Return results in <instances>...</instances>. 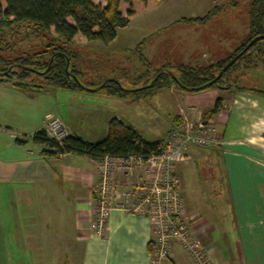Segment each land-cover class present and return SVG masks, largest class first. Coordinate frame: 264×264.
I'll use <instances>...</instances> for the list:
<instances>
[{
    "label": "crops",
    "instance_id": "obj_1",
    "mask_svg": "<svg viewBox=\"0 0 264 264\" xmlns=\"http://www.w3.org/2000/svg\"><path fill=\"white\" fill-rule=\"evenodd\" d=\"M125 46L117 32L106 47L125 54ZM135 50L139 54L140 47ZM149 71L147 68L143 74ZM240 75L242 91L190 93L171 86L142 98L158 95L159 103L169 99L173 104L170 126L154 140L164 139L175 119H203V113L221 100L218 112L209 120L222 145L215 150L190 148L186 160L174 171L188 226L210 264H264V99L250 91L264 92V61L243 69ZM0 89L14 90L5 80L0 81ZM122 100L140 102L130 97L118 101ZM95 113L89 110L81 121L97 125L102 120ZM58 116L45 115L40 130ZM113 119L135 129L132 123ZM61 122L75 135L73 123ZM4 129L0 127V132L8 140L1 147L9 153L0 157V184L7 200L8 223L0 225V248H6L0 252V264H154L148 249L149 243L153 247V231L147 218L113 210L105 235L97 237L92 232L96 162L84 156L44 157L41 148L31 143V136L19 139ZM163 264L193 262L171 241L169 259Z\"/></svg>",
    "mask_w": 264,
    "mask_h": 264
},
{
    "label": "rangeland",
    "instance_id": "obj_2",
    "mask_svg": "<svg viewBox=\"0 0 264 264\" xmlns=\"http://www.w3.org/2000/svg\"><path fill=\"white\" fill-rule=\"evenodd\" d=\"M93 2L104 6L103 0ZM249 3L250 0H161L156 3L148 1L144 5L136 3L139 13L129 19L125 28L118 30L119 38H124L125 47H128L127 53L116 52V47H104L99 42L83 45L85 41L80 36L74 39L81 81L97 85L104 77H111L112 80L120 81L124 90H133L144 87V78L162 66L171 68V72L177 74L180 66L216 63L230 55L246 37ZM213 7H219V11L206 23L187 21L203 18ZM127 8V4L122 1L119 9L123 15ZM140 42L138 54L135 48ZM46 44L47 41L25 30L13 33L5 28L0 29V58L9 62L22 56H34ZM147 68L150 71L143 74ZM243 69H238L237 74ZM256 73L258 75L259 70ZM35 83L41 84L38 81ZM41 86L38 92L33 93L17 89L10 93L12 89H0L2 129L8 128L17 138L28 140L29 136L41 129L45 115H59V118L53 119L70 121L76 136L94 143L106 136L108 123L115 117L132 123L142 139L153 141L161 138L173 118V104L169 99L159 103L158 95L146 100L141 97L140 102L122 100V103L100 92L73 93L44 84ZM84 97L87 98L85 101ZM89 110H94L97 118L102 120L95 126L81 121L84 118L81 115L87 114ZM7 137L6 133L0 132V157L9 153L1 147L8 140ZM6 201L3 184H0V225L8 223ZM2 234L0 230V238ZM4 249L0 248V252Z\"/></svg>",
    "mask_w": 264,
    "mask_h": 264
},
{
    "label": "trees",
    "instance_id": "obj_3",
    "mask_svg": "<svg viewBox=\"0 0 264 264\" xmlns=\"http://www.w3.org/2000/svg\"><path fill=\"white\" fill-rule=\"evenodd\" d=\"M128 6L125 15L120 12L121 2ZM160 0H151L156 3ZM104 6L94 4L93 0H0V29L17 33L25 30L42 41H47L42 51L34 56H22L12 61L0 58V81L11 82L14 89L25 92H38L41 84L52 86L69 92H90L87 89L103 87L96 93L124 99L133 97L138 100L152 95L161 89L171 86L184 92H199L200 88L212 82L222 68L237 56L250 42L256 39L247 51L232 63L221 77L212 83L208 89L228 91L230 89L244 90L240 86L238 69L256 66L258 60L264 61V0H250L247 35L240 45L226 58L208 65L180 66L177 74L169 67H160L150 74L144 87L130 93L124 91L121 82L102 81L97 85L83 83L81 70L77 65L78 54L75 51L74 39L82 37L87 43L99 42L103 46L112 43L118 30L129 24V19L139 13L136 3L146 4V0H103ZM219 11L213 7L200 19H189L188 22L206 23ZM71 21V23H69ZM141 42L137 45V49ZM10 69V70H9ZM162 71H169L170 78ZM159 74V75H158ZM152 87L147 85L156 77ZM235 75V76H234ZM35 81L41 84L37 85ZM252 93L264 99V92L252 89ZM221 100L217 99L214 106L203 113V121L215 115L220 108ZM175 119L174 124H179ZM31 143L41 148L44 157H59L73 155L87 157L99 163L105 157L126 159L128 157L145 160L151 155L160 154L163 139L147 141L142 139L131 126L111 120L108 124L106 136L97 142H87L76 135H68L57 142L49 138L45 130L34 133ZM17 143H21L16 140ZM149 252L152 245L148 244Z\"/></svg>",
    "mask_w": 264,
    "mask_h": 264
},
{
    "label": "built area",
    "instance_id": "obj_4",
    "mask_svg": "<svg viewBox=\"0 0 264 264\" xmlns=\"http://www.w3.org/2000/svg\"><path fill=\"white\" fill-rule=\"evenodd\" d=\"M45 133L57 142L69 135L58 119L48 122ZM221 145L210 120L184 118L171 126L160 154L145 160L105 157L96 164L98 182L93 197L92 232L103 237L110 213L121 210L147 218L151 223L153 247L150 256L154 264L168 261L171 241L179 244L193 264H210L188 226L174 171L178 163L186 160L190 148L215 150Z\"/></svg>",
    "mask_w": 264,
    "mask_h": 264
},
{
    "label": "water",
    "instance_id": "obj_5",
    "mask_svg": "<svg viewBox=\"0 0 264 264\" xmlns=\"http://www.w3.org/2000/svg\"><path fill=\"white\" fill-rule=\"evenodd\" d=\"M256 39H259V37L258 38H255L252 42H250L237 56H235V57H233L223 68H222V70L219 72V74L217 75V77L212 81V82H209V83H207L206 85H204V86H202L201 88H200V90H204V89H206V88H208L212 83H214L216 80H218L220 77H221V75L225 72V70L232 64V63H234L239 57H241L246 51H247V49L251 46V44L256 40ZM10 70V69H9ZM162 73H165V74H167L170 78H173V75L171 74V72H169V71H162ZM7 75V73H1L0 72V77H4V76H6ZM159 75V74H158ZM158 75L147 85V87L148 88H150V87H152L153 86V84L155 83V81H156V79H157V77H158ZM110 81H113V82H116V80H110ZM103 87V85H101V86H99V87H97V88H94V89H87V90H89L90 92H98L101 88ZM139 89H133V90H124V91H128V92H130V93H133V92H135V91H138Z\"/></svg>",
    "mask_w": 264,
    "mask_h": 264
}]
</instances>
